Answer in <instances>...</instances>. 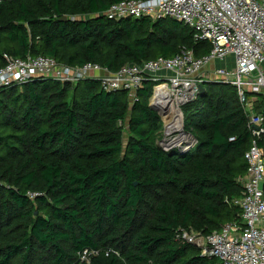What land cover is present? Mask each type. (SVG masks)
Here are the masks:
<instances>
[{
  "label": "trees",
  "instance_id": "1",
  "mask_svg": "<svg viewBox=\"0 0 264 264\" xmlns=\"http://www.w3.org/2000/svg\"><path fill=\"white\" fill-rule=\"evenodd\" d=\"M120 1L0 0V69L10 57L42 55L116 72L182 48L196 57L211 50L172 18L103 15ZM156 84L146 79L132 105L95 80L37 77L1 90L0 264H73L86 248L119 255L84 264H213L175 234L241 220L231 202L247 172L248 118L236 87L208 82L183 107L195 146L165 150L149 106ZM254 109L264 116L263 95ZM260 145L264 152V138Z\"/></svg>",
  "mask_w": 264,
  "mask_h": 264
},
{
  "label": "built area",
  "instance_id": "2",
  "mask_svg": "<svg viewBox=\"0 0 264 264\" xmlns=\"http://www.w3.org/2000/svg\"><path fill=\"white\" fill-rule=\"evenodd\" d=\"M103 15L110 20L172 18L188 25L196 42H209L211 50L196 57L193 50L182 48L171 58L126 64L116 72L95 63L68 66L42 55L10 57L0 69V92L37 77L60 83L95 80L107 92H127L132 105L144 81L151 79L157 84L149 103L165 111L160 115L164 126L159 146L188 151L196 140L184 132V105L195 101L199 87L208 82L236 87L251 134L245 153L247 172L239 179L242 192L231 202L241 209V220L226 222L208 235L180 227L175 239L195 245L213 264H264V152L260 145L264 116L254 109L258 97L264 96V0H124L112 4ZM219 61L224 66H216ZM163 84L164 89H156ZM199 237H203L201 245L196 242ZM102 252L119 255L113 248H86L73 264L90 263Z\"/></svg>",
  "mask_w": 264,
  "mask_h": 264
},
{
  "label": "water",
  "instance_id": "3",
  "mask_svg": "<svg viewBox=\"0 0 264 264\" xmlns=\"http://www.w3.org/2000/svg\"><path fill=\"white\" fill-rule=\"evenodd\" d=\"M66 18L67 17L64 16V17L61 18V20H66ZM199 89H200V92H203L205 88H204V86L201 85L199 87ZM149 106L151 107V109H153L154 111L158 112L159 115L163 116L165 114V111H161L160 108H158V107H156V106H154V105H152L150 103H149ZM261 189H264V183L261 184ZM196 242L201 245L202 242H203V237H199Z\"/></svg>",
  "mask_w": 264,
  "mask_h": 264
},
{
  "label": "rangeland",
  "instance_id": "4",
  "mask_svg": "<svg viewBox=\"0 0 264 264\" xmlns=\"http://www.w3.org/2000/svg\"><path fill=\"white\" fill-rule=\"evenodd\" d=\"M216 66H221V65H223V64H221L220 62H216V64H215ZM164 126V125H163ZM163 126H162V128H163ZM124 132H125V139L128 137V131H127V127H125L124 128ZM188 135V134H187ZM186 139H189V138H187L186 137Z\"/></svg>",
  "mask_w": 264,
  "mask_h": 264
},
{
  "label": "bare ground",
  "instance_id": "5",
  "mask_svg": "<svg viewBox=\"0 0 264 264\" xmlns=\"http://www.w3.org/2000/svg\"><path fill=\"white\" fill-rule=\"evenodd\" d=\"M164 88H165V85L163 84V85L157 87L156 89H157V90H162V89H164ZM178 120H179V118H178ZM173 127H174V128H177V127H180V126H179V125H173L172 128H173ZM180 128H181V127H180ZM182 134H183V133H182Z\"/></svg>",
  "mask_w": 264,
  "mask_h": 264
},
{
  "label": "crops",
  "instance_id": "6",
  "mask_svg": "<svg viewBox=\"0 0 264 264\" xmlns=\"http://www.w3.org/2000/svg\"><path fill=\"white\" fill-rule=\"evenodd\" d=\"M221 64H223V65H221V66H224V62H222V61H219Z\"/></svg>",
  "mask_w": 264,
  "mask_h": 264
}]
</instances>
